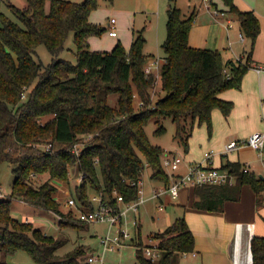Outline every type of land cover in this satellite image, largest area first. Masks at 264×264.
Wrapping results in <instances>:
<instances>
[{
	"label": "trees",
	"instance_id": "16d2710c",
	"mask_svg": "<svg viewBox=\"0 0 264 264\" xmlns=\"http://www.w3.org/2000/svg\"><path fill=\"white\" fill-rule=\"evenodd\" d=\"M25 1L23 6L7 2L19 21L0 9V163L8 161L15 174L11 194L0 197V253L6 256L21 249L37 264H87L79 259L85 252L83 246L60 255L57 251L67 239L46 233L32 220L13 217L14 198L57 213L62 227L83 229L89 223L81 221L73 208L61 209L56 198L59 189L52 179L68 182L75 169L82 181L75 185L72 195L87 209L95 206L89 186L115 207H119L117 195H123L126 202L134 200L139 187L131 181L141 179L146 164L151 167L152 179L169 185L171 177L161 159L165 150L150 141L148 122L155 118L159 124L156 132L163 133L162 121L171 117L185 151L196 124H205L211 135L213 110L219 108L228 115L234 106L220 94L241 87L244 74L252 66L251 53L261 24L253 10H241L234 0H225L238 15L243 34L251 39V50L246 61H224L216 49L189 45L197 9L186 15L171 4L160 68L163 93L153 101L150 89L154 76H146L144 71L149 55L144 52L142 32L134 36L129 49L119 41L110 51L92 50L90 36L106 29L90 20L99 0ZM72 32L76 63L55 59L44 66L35 59L42 44L58 56L66 49ZM135 94L141 102L138 110ZM112 95L117 96L115 105L110 102ZM86 133L93 137L77 154L74 145ZM223 168L235 175L236 182L197 186L195 208L222 210L227 200L240 198L244 184L264 191V177L245 171L241 163L227 161ZM44 172L49 179L33 185L31 176ZM137 225V239L132 240L140 264H179L183 253L195 248L194 234L185 216L180 215L153 237L161 251L153 260L141 248L145 245L142 223ZM251 249L252 264H264V236L255 235ZM0 264L11 263L0 256Z\"/></svg>",
	"mask_w": 264,
	"mask_h": 264
},
{
	"label": "crops",
	"instance_id": "0c3cea01",
	"mask_svg": "<svg viewBox=\"0 0 264 264\" xmlns=\"http://www.w3.org/2000/svg\"><path fill=\"white\" fill-rule=\"evenodd\" d=\"M128 1L122 0L121 6H126ZM189 1L193 6L184 13L188 15L192 10L197 9L188 37L189 45L216 49L222 53L224 61L239 58L246 61L251 50V39L243 34L238 15L230 10L226 1L212 0L213 5L223 12L217 16L212 15L209 10V13L201 12L202 0ZM135 2L133 9L120 8L117 11L119 17H111L116 18L114 25L118 29L117 36H112L109 33L111 37L118 38L120 32L125 29L124 18L133 16L134 22L137 13L143 12L148 20L153 21L156 14L158 17L161 15L163 6H167V24V10L173 0H167V3L164 0H135ZM16 3L23 6L26 1L17 0ZM234 3L241 10H253L260 20L261 30L251 53L252 66L244 74L240 88H229L220 94L223 99L233 101L234 106L228 115H224L219 108L213 110L214 130L212 134L209 135L205 124L195 125L189 138V149L185 151L184 157L182 156L181 165L177 169H169L170 172L167 173L170 177L185 174L192 164L204 159L206 151L212 149L215 151L214 156L210 159L213 166L224 169L223 166L227 161L239 162L243 166L247 164L250 171L264 177V158H260L258 151L251 146L243 145L228 153L225 152V145L231 140L246 139L254 131L264 130V15L259 14L254 8H250L252 7L250 4L240 0H234ZM174 4L181 6L178 2ZM155 7H157L156 13L150 11ZM111 18L109 27L112 25ZM90 20L96 22L92 14H90ZM139 21L143 25V31L145 28L154 29L151 23L147 26L145 17L141 16ZM136 31L133 28L129 44H123L126 49L130 48ZM241 36L244 38L242 39ZM95 38V35L89 38L90 47L95 48L92 50L110 51L119 41L122 42L121 38H118L117 42L111 44L108 49L96 48L92 47ZM149 54V59L155 56L153 53ZM163 56L161 55V57ZM257 67H260V70ZM152 180L151 188L148 192L145 191L149 198L148 201H156L158 206L163 204V209H159L164 213L168 212L167 208L174 209L173 220L177 216L184 215L194 234L195 248L186 255H182L181 264H252V238L255 235L264 236L263 191L257 192L250 184H244L239 199L227 200L222 210H207L194 207L196 187L193 186L182 187L177 198H173L169 194L162 195L158 200L153 198L154 189H161L164 183ZM152 217L155 219L156 215ZM138 220L142 221L140 216L136 224H138ZM91 251L99 250L92 248Z\"/></svg>",
	"mask_w": 264,
	"mask_h": 264
},
{
	"label": "rangeland",
	"instance_id": "374dc122",
	"mask_svg": "<svg viewBox=\"0 0 264 264\" xmlns=\"http://www.w3.org/2000/svg\"><path fill=\"white\" fill-rule=\"evenodd\" d=\"M11 1L14 4L18 5L17 0H1L0 9L1 11L13 18L16 21H19L14 13L8 7L7 2ZM74 1H82V0H74ZM122 0H114L113 3H108L105 0H99L98 6L92 10V17L99 22L103 27H105V31L101 34L95 35V40L93 42L92 47L105 48L108 49L111 47V44H115L118 38H121L123 44H129V38L132 35L133 28H135L137 35L139 32L143 33L145 38L144 52L153 53L155 56L152 58H159L160 62L163 60L161 55H165V52L162 48V42L166 39L167 36V26H166V8L167 6H163L161 15L156 14V18L152 20H148L145 16V13L139 12L137 13L136 21L133 22V16L124 18L123 21L125 23V29L120 32L118 38H113L109 35V19L112 16L119 17V13L117 12L120 8H134L135 0H129L127 5L121 6ZM167 3V0H164ZM243 3L250 4V8H254L259 14L264 15V0H240ZM178 2L181 6H178L182 9L183 12L186 10H190L193 6L192 2L189 0H173L172 4ZM250 2V3H249ZM224 5V4H223ZM20 6V5H18ZM225 7V5H224ZM201 12L209 13L206 6L202 3ZM153 13L157 11V7L150 9ZM143 16L146 18L147 26L149 23L152 24L154 29L149 30L145 28L143 31V25L140 23V17ZM140 29V30H139ZM95 49V48H91ZM146 53V54H147ZM147 54V55H148ZM161 54V55H160ZM150 55V54H149ZM160 55V56H159ZM35 59L39 62H42L44 66H47L55 59H65L69 60L73 63L77 62L76 57V46L74 43V34L73 32L70 34L67 43L66 49L60 53L58 56L52 55L45 45H40L37 48V53L35 54ZM152 59H148L145 67L148 63L152 61ZM149 65V64H148ZM155 69V68H154ZM156 74V75H155ZM154 81L151 86V99L156 101L163 92L160 90V77L158 78L157 72L155 73ZM156 80V81H155ZM135 106L138 110L140 108L141 102L140 98L137 94H135ZM117 100L116 95H112L110 97V102L115 105ZM163 126L165 127V131L163 133H157V129L159 124L156 122L155 118H151L146 126V132L150 141L155 145H160L165 153L167 152H177L181 156L184 157L185 148L183 143L176 137V124L174 123L171 117H166L162 121ZM198 125V124H197ZM212 129L214 130V117L212 113ZM208 131V127L206 126ZM209 133V131H208ZM92 134H83L80 135V140L77 142L82 148L83 143H86L92 139ZM163 159V155L161 157ZM163 168L166 172H170V170L165 167L162 163ZM151 167L146 164L145 168L142 171L141 180L143 179L142 187L145 191H149L151 188V184L153 183L151 178ZM49 174L39 173L37 175H32L30 180L32 184L35 186H39L45 180L49 179ZM15 178V174L12 171V167L8 161H3L0 163V197H8L11 194V186L13 180ZM82 181V177L80 174L75 173V169L72 170L70 174L69 181H63L58 179H52V182L57 185L58 192L56 193L57 200L61 203V209L64 211H68L71 207L66 205L68 194H73L74 188L76 184H80ZM90 197H93L96 194V190L89 186ZM146 194V193H145ZM147 195V194H146ZM156 201H146V203L141 206L140 212L135 214L134 212H127L121 223L124 231L129 232V238L125 239V244L120 246L115 250L107 251L106 260L109 264H140L136 257V247L133 244L135 239H137V234L139 232L138 225L134 223V220H137L139 216L141 217L142 225H141V235L142 240L145 245H149L152 241H158L153 237L156 234L161 233L164 229H166L173 221L175 216L174 209L167 208V213H164L163 210H160L159 206L156 205ZM155 205V209H154ZM11 215L21 221L24 220H32L35 227L44 229L46 233L51 234L58 238H65L67 242L63 245L57 253L60 255H66L71 252L73 249L77 247L83 246L85 248V252L79 255V259L81 261H85L88 254L91 252L92 248H96L99 251H102V247L100 246L99 237L106 235L109 224L107 222H93L89 224H85L83 229H77L72 227H62L59 224L58 214L55 212H47L41 207L31 205L20 198H14L12 202ZM156 215L155 219L152 217ZM159 217L157 218V216ZM139 222V220H138ZM118 225L113 227V232H115ZM131 238H134L132 241ZM0 256H3L9 263L11 264H37L31 256L24 250H17L13 254H9L4 256L3 253H0ZM181 260V258H180ZM180 262L179 264H181Z\"/></svg>",
	"mask_w": 264,
	"mask_h": 264
},
{
	"label": "built area",
	"instance_id": "2783aa9c",
	"mask_svg": "<svg viewBox=\"0 0 264 264\" xmlns=\"http://www.w3.org/2000/svg\"><path fill=\"white\" fill-rule=\"evenodd\" d=\"M202 3L206 8L211 12L212 15L217 16L220 13H223L221 9L213 5L212 0H202ZM116 18H111L112 25L109 27V33L112 36H117L118 29L114 25ZM243 39L244 36H241ZM161 57V56H160ZM164 61L160 62L159 58H155L150 63L147 64L144 71L146 76H154L157 72L158 78L160 77V68ZM155 68V69H154ZM260 70V67H257ZM155 74V75H154ZM156 81V80H155ZM25 97V95H24ZM80 144V143H79ZM78 143L74 145V152L77 154L80 153L82 148ZM84 144V143H83ZM243 145H249L255 150L258 151L260 158H264V130H258L251 133L246 139L241 140H231L225 145V152L228 153L231 150L240 148ZM51 144L47 145L46 148L49 149ZM83 146V145H82ZM215 151L209 150L204 153V159L192 164L189 170L180 176L171 177L172 180L169 185L163 184L161 189H154L153 198L159 199L164 194H169L173 198H177L180 195L182 187L185 186H203V185H221L225 183L233 184L236 182V177L227 169L218 168L211 164V157H213ZM183 161V157L177 152H167L164 153L162 163L165 167L170 170L177 169ZM245 171H248V165L244 166ZM172 176V175H171ZM132 185H136L138 188L137 196L134 200L126 202L123 195H117V202L119 207L103 200L101 194L96 193L92 198L95 206L92 209L85 208L78 200L72 195L68 194L66 205L73 208L77 217L84 222L93 223V222H107L109 224L106 235L99 237L100 246L102 251H91L85 263L87 264H109L106 260V253L110 250H115L120 246L125 244V239L129 238V232L124 231L121 226L124 215L131 211L139 215L141 206H143L148 197L145 194V190L142 187V180H132ZM116 192V191H115ZM264 192V191H263ZM160 209H163V204H161ZM134 223H137V220H134ZM118 225L115 232H113V227ZM131 238L130 240H132ZM136 247V245H135ZM143 252L146 256L151 257L153 260L159 258L161 251L157 244L152 241L149 245L141 246ZM188 252L183 253L186 255Z\"/></svg>",
	"mask_w": 264,
	"mask_h": 264
},
{
	"label": "water",
	"instance_id": "95a60500",
	"mask_svg": "<svg viewBox=\"0 0 264 264\" xmlns=\"http://www.w3.org/2000/svg\"><path fill=\"white\" fill-rule=\"evenodd\" d=\"M260 176H262V175H260Z\"/></svg>",
	"mask_w": 264,
	"mask_h": 264
}]
</instances>
